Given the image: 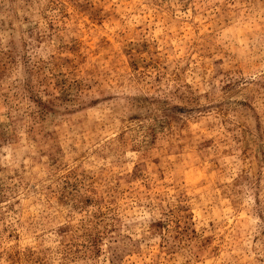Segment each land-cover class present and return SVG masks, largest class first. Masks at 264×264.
Segmentation results:
<instances>
[{"label": "rangeland", "instance_id": "rangeland-1", "mask_svg": "<svg viewBox=\"0 0 264 264\" xmlns=\"http://www.w3.org/2000/svg\"><path fill=\"white\" fill-rule=\"evenodd\" d=\"M0 264H264V0H0Z\"/></svg>", "mask_w": 264, "mask_h": 264}]
</instances>
